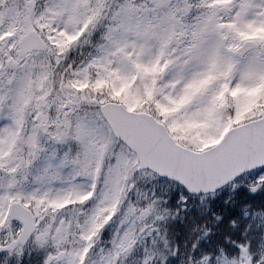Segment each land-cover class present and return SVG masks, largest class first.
I'll return each instance as SVG.
<instances>
[{"label": "snow or ice", "instance_id": "obj_1", "mask_svg": "<svg viewBox=\"0 0 264 264\" xmlns=\"http://www.w3.org/2000/svg\"><path fill=\"white\" fill-rule=\"evenodd\" d=\"M0 264H264V0H0Z\"/></svg>", "mask_w": 264, "mask_h": 264}]
</instances>
